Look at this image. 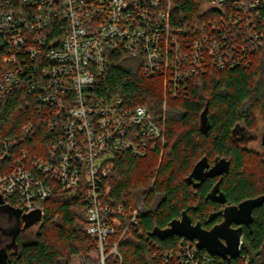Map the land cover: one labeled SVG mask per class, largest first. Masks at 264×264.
<instances>
[{
	"label": "built area",
	"instance_id": "1",
	"mask_svg": "<svg viewBox=\"0 0 264 264\" xmlns=\"http://www.w3.org/2000/svg\"><path fill=\"white\" fill-rule=\"evenodd\" d=\"M172 12L170 0H0V49L12 63L0 77V104L24 81L40 114L56 128L47 157L19 146L36 135L32 122L15 136H0V196L29 213L42 209L54 182L85 194L98 264H105L115 232L104 180L117 157L145 156L165 133L163 117L154 118L147 103L98 96L97 78L110 55L122 51L140 58L145 75L165 78L167 93L178 98L189 94L193 77L211 68L248 66L264 45V0H204L199 22L180 23ZM117 212L126 214L122 206ZM139 213L140 207L129 213L131 223ZM242 243L243 237L241 252ZM110 253L119 254L116 243ZM164 259L226 264L235 258L214 256L185 239ZM239 264L253 263L244 255Z\"/></svg>",
	"mask_w": 264,
	"mask_h": 264
},
{
	"label": "trees",
	"instance_id": "2",
	"mask_svg": "<svg viewBox=\"0 0 264 264\" xmlns=\"http://www.w3.org/2000/svg\"><path fill=\"white\" fill-rule=\"evenodd\" d=\"M170 1L173 18L180 23L199 22L205 17L204 0ZM11 66L7 52L0 49V77ZM188 89V95L171 97L165 78L147 77L143 61L122 51L110 55L106 70L97 78L98 96L118 97L132 105L147 103L150 114L154 118L161 115L165 124L164 137L154 148L145 156L117 157L104 180V201L115 209L107 216L115 232L109 236L105 264H165L164 252L186 238L172 235L161 239L151 236V232L156 227L166 228L183 211L194 222L200 220L202 226L221 220L220 215L210 221L222 205L206 200L214 179L197 188V207L191 205L193 194L186 178L204 156L211 162L217 157L230 160V168L221 180L229 203L264 195V151L250 149L233 133L240 125L253 131L259 118L264 120V45L248 66L211 68L193 77ZM207 105L210 128L204 133L200 115ZM28 122L36 125L37 133L19 146L28 148L32 156L47 157L56 141L55 124L52 128L40 114L35 95L23 81L0 104V136H15ZM53 186L52 196L41 203L43 216L37 223L38 231L33 238L17 233L8 264H70L74 257L84 264H98L97 238L87 231L89 200L85 194L65 190L57 182ZM7 203L18 205L14 199ZM120 206L125 215L117 212ZM139 207L137 223L133 224L129 213ZM243 228L241 255L226 264H239L244 255L253 264H264V203L254 209L251 226ZM115 243L119 254H109Z\"/></svg>",
	"mask_w": 264,
	"mask_h": 264
},
{
	"label": "water",
	"instance_id": "3",
	"mask_svg": "<svg viewBox=\"0 0 264 264\" xmlns=\"http://www.w3.org/2000/svg\"><path fill=\"white\" fill-rule=\"evenodd\" d=\"M210 128L208 119V105L204 108L200 115V129L202 132L207 133ZM264 144V133L262 137ZM230 160L226 158H217L215 163L210 166L207 157L198 161L192 174L187 176V183H191L193 178L199 180L195 185H199L205 177H215L223 175L228 172L230 168ZM206 168H209L205 171ZM220 191V181H218L211 192L208 194V198L217 201L219 203H226L227 199L223 192ZM264 203V195L248 198L241 201L238 204H227L223 211V219L220 223L215 224L210 229L202 227L200 222L193 223L191 217L186 211L182 212V215L178 219H174L166 228H154L151 232V236H157L161 239H167L172 235H179L189 240H195L199 249H206L210 254L214 256H220L223 258H237L241 254L240 244L241 237H243V226L250 227L253 222L254 209L262 206ZM0 206L5 208V211L14 215L17 218L22 217L24 220V226L22 229L30 228L36 223L40 222L43 216L42 209H36L29 213H23L20 208L13 207L4 202V199L0 196ZM17 233L14 235V240ZM13 243L0 248V264H8L9 252Z\"/></svg>",
	"mask_w": 264,
	"mask_h": 264
},
{
	"label": "flooded vegetation",
	"instance_id": "4",
	"mask_svg": "<svg viewBox=\"0 0 264 264\" xmlns=\"http://www.w3.org/2000/svg\"><path fill=\"white\" fill-rule=\"evenodd\" d=\"M255 130L251 131V130H247L245 129L243 126H237L233 133L235 136H237V140L239 142H243L244 145H246L247 147H249L250 149L252 150H255L253 149L252 147H250L249 143H258V139L259 137L258 136H255L252 134V132H254ZM264 133V132H263ZM263 133H262V136H261V146L263 147L262 151H264V144L262 142V137H263ZM255 151H258V150H255ZM259 152V151H258ZM206 156L202 157V158H205ZM201 158V159H202ZM218 158V157H217ZM216 158V159H217ZM200 159V160H201ZM215 159V161H216ZM199 160V161H200ZM208 160V163L210 166H212L214 162H211L209 159ZM197 163V162H196ZM195 163V164H196ZM194 164V166H195ZM193 166V168H194ZM193 168H191V171L189 173V175L192 174V170ZM209 168H206L205 171H207ZM226 174V173H225ZM224 174L223 175H218V176H215V177H205L204 180L199 184V185H195L197 182H199L198 179L196 178H193L191 183H189L190 187H191V191H192V203L191 205L192 206H195V208L197 207V204H196V201H194V197L197 195V188L201 187L207 180L209 179H214V184L213 186L208 190L207 194H206V200L208 201H211V202H214V203H217L219 205H222V210L219 211L217 214H215L214 216L211 217L210 221L214 222L220 215H221V220L219 222H214L215 224L217 223H220L223 219V216H222V211L224 209V207L227 205V204H232V203H229L228 201H226V203H219L217 201H214L210 198H208V194L211 192V190L213 189V187L215 186V184L220 181V191L218 192V194L220 192H223L224 191L222 190L221 188V180L223 178ZM225 194V193H224ZM226 196V194H225ZM226 199H227V196H226ZM196 221V220H195ZM192 222L193 223H196V222H200V220H197L196 222H194L193 218H192ZM201 223V222H200ZM215 224L211 225V226H202L203 228L205 229H210L212 226H214ZM202 225V224H201ZM209 225V224H208ZM24 226V220L22 217L20 218H17L15 217L14 215H11L10 213H8L7 211H5V208L0 206V248L2 247H5L6 245L10 244V243H13L12 247L8 249V252L10 253L11 249L14 248L15 246V240L17 238V235L15 237V240H14V235L18 232H23V233H26L27 229H22ZM245 226V225H244Z\"/></svg>",
	"mask_w": 264,
	"mask_h": 264
},
{
	"label": "rangeland",
	"instance_id": "5",
	"mask_svg": "<svg viewBox=\"0 0 264 264\" xmlns=\"http://www.w3.org/2000/svg\"><path fill=\"white\" fill-rule=\"evenodd\" d=\"M263 132H264V120L259 118L257 128L255 129L254 132H252L253 135L259 137L258 143H249L250 147H252L255 150H258L259 152H261L263 149V147L261 146V142H260ZM38 229H39V224L37 223L31 226L26 232V234L28 235V238H33L36 232L38 231ZM70 264H84V263L82 262L81 258L74 257Z\"/></svg>",
	"mask_w": 264,
	"mask_h": 264
}]
</instances>
